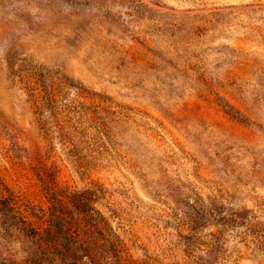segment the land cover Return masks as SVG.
<instances>
[{
    "label": "rangeland",
    "instance_id": "1",
    "mask_svg": "<svg viewBox=\"0 0 264 264\" xmlns=\"http://www.w3.org/2000/svg\"><path fill=\"white\" fill-rule=\"evenodd\" d=\"M0 264H264V0H0Z\"/></svg>",
    "mask_w": 264,
    "mask_h": 264
},
{
    "label": "trees",
    "instance_id": "2",
    "mask_svg": "<svg viewBox=\"0 0 264 264\" xmlns=\"http://www.w3.org/2000/svg\"><path fill=\"white\" fill-rule=\"evenodd\" d=\"M68 223L63 213L52 208L47 226L40 235L35 234L36 241L39 246L51 249L62 262H77L87 256L88 252L83 242L71 233Z\"/></svg>",
    "mask_w": 264,
    "mask_h": 264
}]
</instances>
